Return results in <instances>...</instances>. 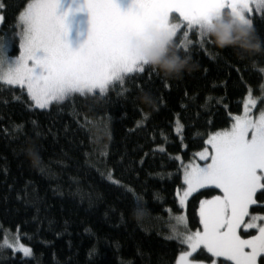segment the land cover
Segmentation results:
<instances>
[{"label": "trees", "instance_id": "1", "mask_svg": "<svg viewBox=\"0 0 264 264\" xmlns=\"http://www.w3.org/2000/svg\"><path fill=\"white\" fill-rule=\"evenodd\" d=\"M26 3L0 0V37L16 31ZM252 21L259 41L247 52L207 37L201 46L191 32L176 51L197 67L179 78L146 70L103 96L74 94L44 109L25 89L0 85V245L18 237L32 251L0 247V264H176L186 246L167 239L174 217L195 231L200 200L220 194L200 189L181 208V163L206 133L230 127L249 90L264 107V14ZM145 92L151 105L139 99Z\"/></svg>", "mask_w": 264, "mask_h": 264}, {"label": "snow or ice", "instance_id": "2", "mask_svg": "<svg viewBox=\"0 0 264 264\" xmlns=\"http://www.w3.org/2000/svg\"><path fill=\"white\" fill-rule=\"evenodd\" d=\"M59 7V0H27L18 13L16 31L0 37V85L26 89L35 108L59 104L74 94L103 96L110 88L123 87L134 74L154 72L139 55L138 42L148 27L170 35L177 49L192 43L193 31L203 46L204 29L215 15L227 11L253 24L250 13L264 14V0H132L125 11L116 0H84L88 36L74 50L67 41V13L58 15ZM180 32L182 39L177 38ZM11 44L18 46L19 55L10 62L5 45ZM261 100L264 103V86ZM256 102L249 90L243 113L231 117L230 127L206 133L202 150L195 154L203 164L192 160L180 165L183 187L177 190V198L181 208L200 189L220 194L200 200L195 231L188 227L185 215L174 217L167 239L186 246L180 248L176 264H202L203 260L264 264V215L259 214L264 212V204H259L264 201V107L254 116L251 109ZM254 205L258 207L250 212ZM136 207L139 210V204ZM0 247L32 255L18 237L12 242L5 238Z\"/></svg>", "mask_w": 264, "mask_h": 264}, {"label": "clouds", "instance_id": "3", "mask_svg": "<svg viewBox=\"0 0 264 264\" xmlns=\"http://www.w3.org/2000/svg\"><path fill=\"white\" fill-rule=\"evenodd\" d=\"M204 34L221 48L236 47L245 52L252 50L259 41L253 24L243 23L227 11L213 16ZM138 43L141 60L168 78H179L185 72L196 70L190 57L177 53L170 35L156 27L146 28L144 38ZM139 99L147 105L154 102L146 92Z\"/></svg>", "mask_w": 264, "mask_h": 264}, {"label": "rangeland", "instance_id": "4", "mask_svg": "<svg viewBox=\"0 0 264 264\" xmlns=\"http://www.w3.org/2000/svg\"><path fill=\"white\" fill-rule=\"evenodd\" d=\"M116 2L119 4L121 10L125 11L132 3V0H116ZM59 3H60V7L57 10V14L64 15V13H67L66 24L68 25V29H69L67 41L70 47L75 50L86 41L88 36L89 15L88 12L82 8L84 0H59ZM255 14H260V13L254 10L252 13L249 14V18L252 20ZM172 15L178 16V14H172ZM191 35L192 33L190 32L189 39ZM13 50L14 49L12 45H5V53L8 56L10 62L13 61L19 55V51L16 55H13ZM260 109L261 108H258V105L256 104L255 107L251 109V112L254 116H257L259 114ZM193 160H195L200 164L204 163V161L199 160V158L196 155ZM202 264H209V263L202 262Z\"/></svg>", "mask_w": 264, "mask_h": 264}]
</instances>
